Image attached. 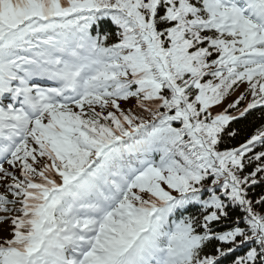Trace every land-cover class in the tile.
<instances>
[{"label":"snow or ice","instance_id":"obj_1","mask_svg":"<svg viewBox=\"0 0 264 264\" xmlns=\"http://www.w3.org/2000/svg\"><path fill=\"white\" fill-rule=\"evenodd\" d=\"M0 264H264V0H0Z\"/></svg>","mask_w":264,"mask_h":264},{"label":"rangeland","instance_id":"obj_2","mask_svg":"<svg viewBox=\"0 0 264 264\" xmlns=\"http://www.w3.org/2000/svg\"><path fill=\"white\" fill-rule=\"evenodd\" d=\"M129 104H130V103H128V104H123V103H122V107H127V106H129Z\"/></svg>","mask_w":264,"mask_h":264}]
</instances>
